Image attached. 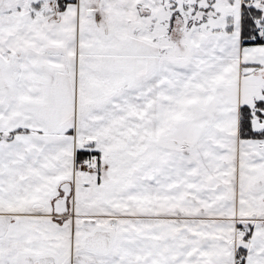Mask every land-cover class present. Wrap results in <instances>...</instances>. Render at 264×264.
Masks as SVG:
<instances>
[{
  "label": "snow or ice",
  "instance_id": "obj_1",
  "mask_svg": "<svg viewBox=\"0 0 264 264\" xmlns=\"http://www.w3.org/2000/svg\"><path fill=\"white\" fill-rule=\"evenodd\" d=\"M0 264H264V0H0Z\"/></svg>",
  "mask_w": 264,
  "mask_h": 264
}]
</instances>
